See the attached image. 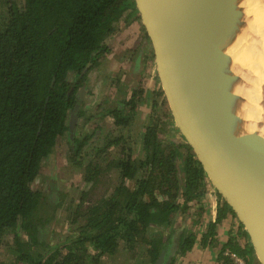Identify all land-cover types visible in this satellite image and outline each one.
<instances>
[{"label":"trees","instance_id":"trees-1","mask_svg":"<svg viewBox=\"0 0 264 264\" xmlns=\"http://www.w3.org/2000/svg\"><path fill=\"white\" fill-rule=\"evenodd\" d=\"M2 2L6 8L0 11V245L12 237L7 250L16 264H101L121 247L144 249L148 262L155 264L176 233V213L207 194L203 164L191 147L161 138L166 122L159 117L146 124L140 136L144 158L133 159L130 133L140 114L143 89L114 108L105 100L93 117L84 111L96 94L91 74L111 53L121 31L140 22L135 1ZM116 86H122L120 80ZM157 106L155 101L153 109ZM77 107L82 136L76 132L72 138L70 125ZM109 117L116 129L105 138L95 141L96 131L83 134L92 119L103 129ZM63 141L67 159L83 170L93 191L103 173L117 172L119 183L108 196L85 203L88 194H83L74 205L68 196L53 198V181L45 192L33 188ZM112 148L119 149L113 158ZM220 205L204 242L214 236L217 223L233 214L226 203ZM58 209L70 212V223L79 227L65 244L51 247L46 235ZM195 242L194 234L183 232L179 253L190 252ZM228 248L253 264L251 245L243 250L233 238Z\"/></svg>","mask_w":264,"mask_h":264},{"label":"water","instance_id":"water-1","mask_svg":"<svg viewBox=\"0 0 264 264\" xmlns=\"http://www.w3.org/2000/svg\"><path fill=\"white\" fill-rule=\"evenodd\" d=\"M134 1L175 124L202 162L208 183L248 234L258 263L264 264V131L254 122L264 101L248 116L235 109L225 96L234 82L219 58L225 42L244 33L230 8L245 0ZM238 94L239 100L246 99ZM78 111L72 116V138ZM180 232L155 264L172 262Z\"/></svg>","mask_w":264,"mask_h":264},{"label":"rangeland","instance_id":"rangeland-1","mask_svg":"<svg viewBox=\"0 0 264 264\" xmlns=\"http://www.w3.org/2000/svg\"><path fill=\"white\" fill-rule=\"evenodd\" d=\"M5 8L6 6H4V2L0 0V11H3ZM111 54L112 52L108 55V57ZM101 64L102 61L100 62V66L102 67L103 65ZM101 67L97 68L96 72H93L90 77L91 86L93 87V89L95 88V91L98 94L97 97L94 98V100L96 99L97 101L98 98L100 104L104 103L105 100H108L109 101L108 105H111L110 108H114L117 103H119L123 99L129 98L130 97L129 95L134 92L133 91L134 88L143 87L145 90L144 93L145 96L144 97L143 95L140 96L142 99V103H140L138 107V111H140V114L138 116V119L132 125V131L130 133V136L132 138L130 144L133 149L132 157L134 160H142L144 158L145 153L142 150L140 136L144 133V128L146 124L155 120L156 117H159L160 120L166 122V124L162 125L163 131H162V135H160L162 136L161 137L162 139L173 140L177 143L190 147L184 141L182 134L180 133V131L178 130L175 124L169 103L167 102L164 96L160 79L159 80L157 78L156 79L152 78V80L145 79L146 81H143L142 85H139L138 84L140 83L138 82L140 81L139 78L133 79L132 77L131 78L125 77L126 79L124 78L125 80H123L125 82H122L123 83V84L121 83L122 86L118 88V86H116L117 83L114 82V80L118 79V75L121 76V74H123L122 71L118 69V67L116 66L113 68L111 67L108 68V70L111 71L110 73L107 72L108 70L101 72L100 71ZM101 73L105 78L104 82L103 81L98 82L97 80L99 79H96L97 76L98 78H100ZM113 77L116 78L114 79ZM158 93L163 94L162 98L157 97ZM155 101L156 103H158V106L153 109V103ZM92 109L94 108L88 107L87 109H85L86 117H93L94 110ZM95 121H96L95 124L91 125L89 129H87V131L83 133L84 135L86 133H92L94 131L97 132V126L100 124V121L99 120H95ZM109 122H111L110 123L111 126L112 121L111 120L109 121V119L105 120L102 123L104 129L103 131L105 132L108 131V129L110 128ZM79 133H78L79 137L82 136ZM105 135L106 134H103V137L101 138L102 139L105 138L106 137ZM94 139L95 141L97 140L96 137ZM65 147H66V141H63L62 144L58 147L59 148L58 151L50 157L46 167L43 169L42 175L37 179V181L33 185V188L35 190H40L45 192V190L50 189L49 183L53 181L56 190V192L52 191L53 198H55L56 200L61 196H68V199H72L74 201V205H76L82 199L83 194H88V196L85 197V203L95 202L96 200H100L106 195L108 196L113 191L114 187L118 185L119 176L117 172H113V170H109L101 175L100 183H98V185L93 191L91 185L85 183L84 181L83 170L75 168V166H73L70 163V161L67 159L66 157L67 153L64 150ZM118 152L119 149L117 148L110 149L111 158L117 155ZM184 152L185 150L182 151V153ZM128 185L132 187L133 183L130 181L128 182ZM221 202L222 203L224 202L222 198H221ZM199 209H200L199 207H193L190 205L186 211L185 210L178 211L176 213L177 220L175 225V231L177 232L178 230L179 231L183 230L182 226L184 223H186V221L187 223L192 225L191 220H193V217L197 215L196 213ZM69 216H70V212H63V210H59V209L55 213L54 219L51 221V224L49 226L46 235L47 236L46 244L48 246L56 247L59 245H63L65 244L67 237H71L73 235L72 231L77 232L79 224L76 226L72 225L70 223L71 219H68ZM187 233L188 232L184 230V234L187 235ZM165 236L168 237L167 233L165 234ZM171 238L169 240H171ZM166 241L167 240H165V242ZM12 245H13L12 237L6 238L5 241L0 245V263L16 264V261L10 258L7 250L8 246H12ZM179 252L180 251L178 248L175 258L181 255V253ZM145 255H146L145 250L141 249L140 247H138L135 251H128L125 250L124 247H121L118 254H116L114 257H108V256L104 257L102 259L101 264H150L148 262V259L145 257ZM254 259H256V256H254ZM255 262L257 263V259Z\"/></svg>","mask_w":264,"mask_h":264},{"label":"crops","instance_id":"crops-1","mask_svg":"<svg viewBox=\"0 0 264 264\" xmlns=\"http://www.w3.org/2000/svg\"><path fill=\"white\" fill-rule=\"evenodd\" d=\"M143 28L144 27L141 22H136L129 28L122 30L115 42L112 44V54L109 57L107 56V58L102 61L101 65L103 66H100L101 72L107 71L108 68L116 66L122 71L123 74H121V76L118 75V79L114 80V82L117 83L118 80H120L121 83L125 82L123 80L127 77H132L133 79L139 78V85H142V82L148 79L152 80V78H157L159 80L153 47L145 29ZM107 72L110 73L111 71L108 70ZM104 80L105 78L101 73L98 82H104ZM139 88L143 89L145 93L143 87ZM139 88L136 87L133 91L138 90ZM97 95L98 94L96 92L95 97H97ZM144 96L145 95L143 94V97ZM97 101L96 99L90 101L91 104L89 108H94L92 110L95 111L96 107L100 104V101ZM107 119L112 121V125L110 126L111 122H109L110 128L106 132L103 131L104 129L97 128L95 136L97 139L103 137V134H106L105 136H107L110 132H113L116 129L114 126V120L111 117ZM95 122V119H92L87 128L89 129V127L94 125ZM79 123H81V121ZM78 133L79 130H77V134ZM221 203L222 202L219 199L217 192L207 181L206 196L200 201H195L189 204V206L191 205L193 207L200 208L196 213L197 215H195L193 220H191L192 225L186 221V223L182 226L183 230L180 232V236L184 230L188 232L187 235L194 234L196 236L195 245L190 252L181 254L180 256H177V258L174 257L175 260L173 264H219L222 253L225 250H229L228 243L233 238L243 250H245L247 246L251 245L250 240L246 238L243 233L244 230H241V224L230 212L221 222L216 224L214 236L204 242L205 234L211 225L215 224L217 221ZM178 231L176 233H178ZM254 260L256 261V259ZM255 261H253V264H259L258 261L257 263Z\"/></svg>","mask_w":264,"mask_h":264},{"label":"bare ground","instance_id":"bare-ground-1","mask_svg":"<svg viewBox=\"0 0 264 264\" xmlns=\"http://www.w3.org/2000/svg\"><path fill=\"white\" fill-rule=\"evenodd\" d=\"M230 13L244 33L228 39L219 53L227 64L225 74L234 82L225 96L248 116L264 101V0L237 1ZM237 94L246 99L239 100ZM254 122L264 131V108Z\"/></svg>","mask_w":264,"mask_h":264},{"label":"built area","instance_id":"built-area-1","mask_svg":"<svg viewBox=\"0 0 264 264\" xmlns=\"http://www.w3.org/2000/svg\"><path fill=\"white\" fill-rule=\"evenodd\" d=\"M222 255L223 259L220 260L219 264H248L247 259L235 254L230 250H225Z\"/></svg>","mask_w":264,"mask_h":264},{"label":"flooded vegetation","instance_id":"flooded-vegetation-1","mask_svg":"<svg viewBox=\"0 0 264 264\" xmlns=\"http://www.w3.org/2000/svg\"><path fill=\"white\" fill-rule=\"evenodd\" d=\"M55 199V198H54Z\"/></svg>","mask_w":264,"mask_h":264}]
</instances>
